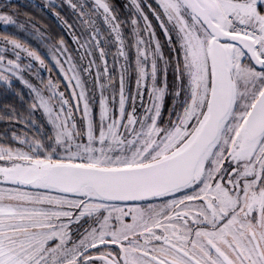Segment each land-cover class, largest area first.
Returning <instances> with one entry per match:
<instances>
[{
  "label": "snow or ice",
  "instance_id": "obj_1",
  "mask_svg": "<svg viewBox=\"0 0 264 264\" xmlns=\"http://www.w3.org/2000/svg\"><path fill=\"white\" fill-rule=\"evenodd\" d=\"M67 3L75 26L49 7L75 56L0 12L47 49L0 35V121L39 130L0 144V264H264V0H133L129 21L112 0Z\"/></svg>",
  "mask_w": 264,
  "mask_h": 264
},
{
  "label": "trees",
  "instance_id": "obj_2",
  "mask_svg": "<svg viewBox=\"0 0 264 264\" xmlns=\"http://www.w3.org/2000/svg\"><path fill=\"white\" fill-rule=\"evenodd\" d=\"M126 0H112V3L116 6L118 14L120 15L121 19L125 21H129L130 19H133L131 15L132 10L135 9L133 3L130 2L131 7L129 8L128 5L125 4ZM129 1V0H128ZM36 0H0V5L10 3L13 7L12 9H4L0 8V12H7V14L12 15L15 20L18 22L25 23V26L29 28L31 31L30 25L34 23L36 27L45 34V36H50L58 40L61 36L64 38V40L69 45V50L72 51L73 44H72V33L64 27V25L61 23V21L57 18V16L54 14L51 7H49L50 3H53L55 5H58L56 7L55 11L60 12L61 16L64 17V19L68 20L69 23H73L75 26V16L73 15L72 9L68 6L67 0H39L40 3H37ZM73 2H76V0H73ZM137 2H140L142 4L146 3H152L153 6H155V0H137ZM59 5H62V7H59ZM136 9L133 11L135 15ZM145 13L148 14V9L145 7ZM135 19V18H134ZM149 19L153 21V26L156 27V21L154 18L149 14ZM142 20L140 21V24H142ZM122 31L125 34L126 43L134 41V37L132 36V26L130 23L122 24L121 26ZM17 29L14 26H10L8 30L4 29L2 26H0V35L3 34H11L18 36L23 39V37L20 34L14 33L12 30ZM78 34V33H77ZM157 37L163 40V37L161 35L160 30L157 28ZM31 46V45H30ZM112 46V45H111ZM166 51V50H165ZM43 54V53H41ZM130 57H134V49H132L129 52ZM46 62L49 66H51V63L49 62L48 58L45 57ZM99 60V59H98ZM101 62V61H100ZM120 62L118 65H120ZM53 78L56 79V81H60L58 75H55L53 70L51 71ZM119 74V71H118ZM46 80V79H45ZM118 80L119 76H116V82L115 85L118 87ZM14 86L25 94V99H28L27 92L28 89L21 84L19 81H14ZM133 92L135 91V78L133 74V79L131 80L130 84L128 85ZM2 91V89H0ZM65 97H69V94H66ZM4 100L3 98H0V111H2V104ZM8 103H16L17 105L20 104V101L18 99H13V97L9 96L7 98ZM72 103V102H70ZM145 103H147V97H145ZM167 103V101H166ZM170 107V104L168 105ZM26 108L27 105H24ZM43 117L37 113L36 114V120L41 121ZM17 130L18 135L21 132H26L28 134V137H33L37 134L39 131L36 128H25L23 125H12L7 122L0 121V144L7 143L11 147H18L19 144L11 139V131L13 129ZM7 130L8 136L5 137L4 133Z\"/></svg>",
  "mask_w": 264,
  "mask_h": 264
},
{
  "label": "rangeland",
  "instance_id": "obj_3",
  "mask_svg": "<svg viewBox=\"0 0 264 264\" xmlns=\"http://www.w3.org/2000/svg\"><path fill=\"white\" fill-rule=\"evenodd\" d=\"M36 1H38L37 3H40L39 0H36ZM130 2L133 3V0H129V1L126 0L125 1V4L128 5L129 8L131 7ZM134 10L131 11V13L133 14V15H131V17L133 19L134 18L135 19H139V17L136 15V12H135V15H134V13H133ZM140 25H141V27H143V22ZM0 26H2L4 29L8 30V28L10 26H12V25L5 26L3 22H0ZM12 31L14 33H16V34H20L23 37V39H25L26 42L29 45H31V47L36 48L37 50L41 51V53H44V52L47 51V49L44 47V45L41 43V41L36 39L34 35L26 36L25 33L23 31H20L19 29H16V30L13 29ZM142 34L146 36V33H142ZM72 44H73L72 46H73V49H74V50H72V52H73V55L75 56L76 55L75 49L77 48V45L73 42V40H72ZM106 51H109L110 53L114 54L116 52V45L109 46V48L106 49ZM47 58H48L49 62L51 63L50 67L52 68L53 72L55 73V75H58L59 78L61 79L60 81H58L60 90L63 91L65 93V95L69 94V97H66V98H69L70 102L74 103V101H72L71 98H70V93H71L72 89L70 87H66L67 81L64 80L63 74L59 71V69L57 67H55L54 61L51 60L49 57H47ZM106 59L108 60V67H109L108 75L113 76L114 80L116 81V76L117 77L119 76V74H118V71H119L118 63H119V61L120 62H122V61L118 58L116 60V62L114 63L113 55H108L106 57ZM97 64L100 65V69L102 71L103 70L102 62H100L97 59ZM36 67L39 69L40 75L43 76L44 79L48 80L49 78H51L54 81H56V79L53 78L52 73L51 72L49 73L47 71V69L42 68L39 65H36ZM94 73H95V66H93V75H94ZM29 78L33 79L34 83L36 82L34 78H32V77H29ZM105 78L106 77L102 76L101 82H103ZM89 87L97 89V97H98V86H97V83L94 80H92L91 83L89 84ZM76 115L79 117L81 115V113L77 112ZM0 166H5V162L0 161ZM3 186H4L3 184H0V187H3Z\"/></svg>",
  "mask_w": 264,
  "mask_h": 264
}]
</instances>
